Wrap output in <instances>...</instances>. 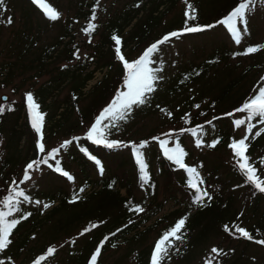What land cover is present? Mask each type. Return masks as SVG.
Wrapping results in <instances>:
<instances>
[{"label":"trees","instance_id":"obj_1","mask_svg":"<svg viewBox=\"0 0 264 264\" xmlns=\"http://www.w3.org/2000/svg\"><path fill=\"white\" fill-rule=\"evenodd\" d=\"M101 1L97 5V0H79L68 8L67 15L63 8L52 5L60 13L56 20L45 15L32 0H5L0 6V28L13 25L18 10L24 19L12 32L5 50L8 59L0 63V90L21 74H29L30 81L35 82L49 77L26 91L21 100L0 105L5 108L0 113V202L13 188L23 189L30 199L21 198L19 208L25 215L32 213L13 230L9 237L12 243L0 253V260L5 264H32L35 258L46 254L48 247H53L54 254L46 255L41 264H89L91 255L103 241L97 264H105L106 256L115 252L121 254L113 264H127L129 260L134 264H151L156 242L179 219L186 217L178 233L181 239L166 241L167 253L161 264H175L177 260L188 264L207 246L219 250L211 264L257 262V254H250V259H246L245 253H251L261 245L256 241L264 239V193L246 181L229 144L233 138L240 139L236 134L241 126H236L234 121L238 115L247 117L246 112L236 109L264 87V49L247 55L236 53H244L247 47L264 41H249L234 52L236 58L245 59L229 61L235 39L227 26L217 20L223 19L238 0H131L114 11L104 9ZM46 2L50 4L49 0ZM188 4L193 6L191 10ZM93 11L94 21L91 20ZM186 12L195 19H189ZM263 17L264 0H254V6L247 13V31L240 25L241 40H250L262 28ZM89 22L97 27L86 33L84 29ZM209 23L214 27L201 32L182 31L186 26ZM51 28L56 33L50 41H45L43 37ZM172 31L182 34L160 45L151 57V67L159 69L160 78L154 83V91L147 94L146 104L134 105L126 120L117 122L115 127L110 125L111 131L117 133L120 126L136 124L140 117L160 113L157 128L139 141L117 139L127 147L108 148L89 140L88 128L123 88L125 72L115 54L112 37H121V52L131 61ZM80 33L85 38L77 41ZM198 53L206 56L202 63L194 64L190 60L179 68L181 60ZM174 68L176 72L168 77ZM99 71H105L104 76L85 93L84 88ZM66 84L69 93L60 99ZM29 91L43 115L46 151L60 148L66 140L73 142L61 148L55 160L49 158L48 164L34 166L29 170L30 179L24 181L26 165L46 155L36 146L38 134L31 126L26 103ZM197 104L199 108L195 107ZM251 121L255 127L252 133L246 130L244 135L248 136L246 143L249 144L246 154L264 178V132H260L264 124L258 118ZM181 129H196L197 134ZM257 132H260L258 136ZM74 137L79 140H73ZM110 137L115 139L112 134ZM153 137L169 141V147L180 143L186 152L185 163L197 169L201 187L209 192L210 200L204 197L196 202L195 190L187 184V171L168 160L159 141ZM198 138L202 141L200 146L196 143ZM61 139L60 144L51 146ZM214 139L219 143L210 147ZM145 140L148 143L141 152L150 177L147 180L142 178L130 143L139 145ZM205 146L229 151L231 162L223 161L211 167L198 154ZM84 147L101 160L103 172L81 151ZM57 163L73 179L56 172ZM35 173L38 175L34 176ZM89 188L93 190L88 192ZM36 200L41 203L36 204ZM56 201L59 204L47 212ZM170 202L179 206L178 209L148 225ZM238 202L242 204L238 206ZM137 205L144 211H133ZM13 216L19 218L16 212ZM27 224L30 227L25 232ZM163 224L166 225L158 229ZM237 226L252 234L253 239L243 237L236 231ZM85 228L90 230L84 232ZM156 229L157 239L148 244L150 234Z\"/></svg>","mask_w":264,"mask_h":264},{"label":"snow or ice","instance_id":"obj_2","mask_svg":"<svg viewBox=\"0 0 264 264\" xmlns=\"http://www.w3.org/2000/svg\"><path fill=\"white\" fill-rule=\"evenodd\" d=\"M32 2L42 10V12L47 15L50 19L56 20L59 19L60 13L52 7L51 4L46 2V0H32ZM5 0H0V6H3ZM97 5H99V0H97ZM252 6H254V0H238V3L235 7L231 9L223 17V19L217 20V23L223 24L227 26V29L231 32L232 37L235 39L236 43H240L241 41V27L245 31H247V13L251 10ZM192 5L188 4V9H192ZM186 16L189 19H195V17L191 16L190 13L186 12ZM96 19L95 11H93L91 20L94 21ZM11 20H9V23ZM97 25L95 23L89 22L87 27L84 29L86 33L94 31ZM214 25L204 24V25H197L194 27H184V33L190 32H201L205 29H211ZM182 32L180 31H172L164 35L161 39L157 40L156 42L152 43L144 52L143 54L131 61L125 59L124 55L121 52V37L118 35H114L112 37L113 41L115 42V54L118 56L119 60L123 64V69L125 72L124 80H123V88L122 90H118L115 93L114 98L111 99V102L107 104L106 107L99 113L96 117L95 122L91 124V126L87 130V138L93 141L97 145H104L108 148H116L120 146L127 147L128 145L125 144L121 140L117 139H108L105 135V127H102V122L108 120L112 122V126H116V122L124 121L128 118L132 108L134 105H144L147 102V94L154 91V83L160 77L158 76L159 69H153L151 67L153 60L151 57L154 53L158 51L160 45H163L165 42L169 41L170 38L176 37L181 35ZM260 49H264V44H257L254 46H249L246 48L244 53H236V55L240 54H251L256 53ZM77 58H79V53L77 52ZM65 67H67L65 65ZM26 103L28 109V115L31 121V126L35 130V133L38 134V141H37V148L40 153H46L41 159L39 160H32L26 165V168L23 172V180L27 181L30 179L29 170H32L34 166L39 164H48L49 158L55 160L56 155L60 152L61 148H65L68 145L72 144V140H66L60 146V148L53 147L50 151H46L44 141V134H43V115L39 111L40 105L36 102L34 94L29 91L26 93ZM195 107L199 108L200 105H195ZM5 111L4 107H0V113ZM237 112H246L247 119L249 121L253 119H259L261 124H264V87H260L258 92L246 100L241 108L236 109ZM203 114V113H202ZM171 115V113H169ZM227 115L231 116L232 113H227ZM211 124V121H208ZM236 126H241L245 124L244 119H237L234 121ZM199 127V126H198ZM255 127L254 124L248 123L247 124V132L250 134L252 133L253 128ZM181 131H191L194 135L197 134L196 129H181ZM260 132H264V127L260 129ZM260 132H257L256 135L258 136ZM154 140L159 141L160 147L163 149L164 156L168 158L171 162L177 165L181 169H185L188 173V181L187 184L190 189L195 190L194 194L196 195V202L199 203L202 198L207 197L209 200L212 198L209 192L201 187V178L197 169L195 167L189 166L185 163L184 157L186 156V152L184 148L180 145L179 142L175 143L174 147H169V141L161 140L159 137H153ZM73 140H79V137H74ZM248 140V136H244L240 139L233 138L229 147L233 150L235 163L243 173L246 178V181L254 186L255 190H258L260 193H264V178L258 174L257 168L250 163V157L246 154L249 144L246 143ZM131 143V149L133 154L136 157V162L140 167V171L142 173V178L145 180L150 179L147 169V164L143 158V153L141 149L147 145L148 141H142L139 145L135 142ZM197 146H200L202 141L198 138ZM219 143L218 140L214 139L210 147H215ZM88 158L95 162V164L99 167L100 171L103 172V165L101 160L97 158V156L93 155L88 151V148L84 147L81 149ZM52 167V165H49ZM55 171L61 173L63 176L68 177L69 179H73L71 174L68 171H65L59 163L56 164ZM83 191V189H81ZM21 198L23 200H29L30 198L26 196L25 191L23 189L16 190L13 188L11 191L8 192L7 195L3 197V201L0 202V253H3L5 249L9 247L12 243L11 239L9 238L13 230L16 226L21 223V220H26L29 216L32 215L31 212H28L26 215L21 211L19 205L21 204ZM75 199V197H74ZM36 204H40L41 201L36 200ZM45 208L48 207L47 204L43 205ZM6 209V210H5ZM133 211L142 212L144 211L143 207L137 205L135 208L132 209ZM16 212L19 214V218L13 216V213ZM186 217L179 219L173 227L169 230L165 231L163 236L160 240H158L155 244L154 250L151 254V264H161V260L163 259L164 255L167 253L166 241H169L170 238L174 239H181V236L178 235L181 228L185 225ZM90 227H96V225H92ZM227 230V225L225 226ZM89 228H85L84 232L89 231ZM236 231L239 232L243 237H246L248 240H252L253 236L247 230L242 227H236ZM83 235V233H81ZM107 240V237H105ZM257 243L264 245V239L256 241ZM103 246V241L101 245L98 246L94 253L91 255L89 264H97V259L101 254V247ZM213 253H217L219 250L213 248L211 250ZM55 248L48 247L46 250V254H42L35 258L32 264H41L42 261L46 259L47 256H51L54 254ZM11 259L10 257L8 258ZM0 264H5L4 260H0ZM14 264V262H13ZM208 264H211V258L209 259Z\"/></svg>","mask_w":264,"mask_h":264},{"label":"rangeland","instance_id":"obj_3","mask_svg":"<svg viewBox=\"0 0 264 264\" xmlns=\"http://www.w3.org/2000/svg\"><path fill=\"white\" fill-rule=\"evenodd\" d=\"M77 1L79 0H49L50 4L53 6H58L59 8H63V11L65 13V15H67V13L69 12L68 8L73 6ZM131 0H102L101 1V5L103 6L104 9H106L107 11L110 9L112 11L116 10V9H120L122 8V6H124V4L126 2H130ZM183 3V1H181ZM188 2V1H186ZM186 2H184L183 4H186ZM181 3V5H182ZM264 18V17H263ZM24 22V19L22 18V13L20 10L17 11V16L15 17V22L14 24H10L9 27H6V25L3 26V29L0 28V63H2L3 61H5L6 59H8V57L6 58V54H5V50L6 47L9 45V40H11L12 37V32L15 28L19 27L20 25H22ZM253 26V24L251 25ZM55 28H51L47 33H45L44 35V40L45 41H50L53 37V35L56 33L55 30H53ZM85 38V35H83L82 33H80L77 37V41H81ZM264 39V24L262 25V28H259V30H257L253 37L249 40V39H245V41L243 43L240 44H236V45H232V52L231 55L229 57V61L234 62L236 60L242 59L244 60L245 58H236L234 56V52L235 50H240L243 48V46L246 44V42H260ZM206 59V56L204 55H200V53L196 54V55H190L187 56L186 58H184L183 60H181L180 62V66L179 68L184 67L190 60H192V62L194 64H200L202 63L204 60ZM244 64L246 63L245 61H243ZM57 66V65H56ZM59 67V66H57ZM176 68L171 69V72L168 74V77L172 76L173 73L176 72ZM29 74H25V75H20L17 76L14 79V82L11 84H7L6 86H4L1 90H0V95L1 94H8L11 98V100H21L22 97L24 96V93L26 91H28L29 89H31L32 87H36L44 82H46L49 77H45L43 78L41 81L39 82H35V81H30L29 79ZM104 76V72H98L96 74V78L91 81L86 89H84V92H89L91 90V88L99 81L102 79V77ZM69 85L66 84L60 94H59V98L60 99H64L67 97L68 93H69ZM1 105V102H0ZM61 112V110H60ZM239 118L238 119H244L245 120V124L241 125V128L239 130V134H236V136L238 137H243L244 134L246 133L247 130V124L248 123H252V121H249L247 119V117H244V115H238ZM136 124H127L125 126H120L121 130L116 132H112L111 129L113 127H110V125H112L110 121L105 120L102 122V127H105V134L108 135L110 137V134L115 136V139H122V140H126V139H130L131 141H139V139L147 136L148 133H150L151 131H154L157 126L160 124L161 122V116L160 113L154 115V116H148V117H140L138 118ZM117 123V122H116ZM122 125V123L120 124ZM134 125V126H132ZM119 127V128H120ZM118 128V129H119ZM130 137V138H129ZM61 140H57L54 141L52 143L51 146H56L58 144H60ZM1 142L0 141V146H1ZM199 156L200 159L204 158L205 161L207 162V164H209L211 167H214L215 165L218 166L220 164V162L223 161H227V162H231L232 160V156L231 153L229 151H224V150H220V151H216L213 150L209 147H203L202 149H199ZM230 164V163H229ZM38 173H35L34 176H37ZM242 203L238 202L237 205L240 206ZM178 207L176 205H174L172 202L168 203L164 210L156 217H154L149 224H153L155 222L156 219L162 217L165 214L170 213L171 211L177 209ZM166 224L161 225L158 229H161L163 226H165ZM158 230L156 229L154 232H152L149 236V240H148V244L152 243L158 236ZM214 247L211 246H207L206 250L203 251V253L198 254V256L191 262H189L188 264H204L205 262H207L210 258H214V254L211 251ZM258 250V251H257ZM253 251V252H252ZM255 251V252H254ZM121 254V252L118 253H113L111 255H107L105 260L107 259V261L105 262V264H113V261L117 259V257ZM245 254H247L246 259H250V254H257L255 255L258 259L256 260L257 262H252L253 264H264V249L260 248V247H254L253 250H251V253L249 251H247ZM127 264H134V262H131L130 260L128 261ZM175 264H181L180 260H177Z\"/></svg>","mask_w":264,"mask_h":264}]
</instances>
